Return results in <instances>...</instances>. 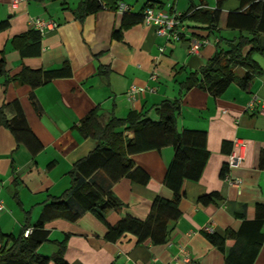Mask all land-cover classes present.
<instances>
[{
  "label": "crops",
  "instance_id": "obj_1",
  "mask_svg": "<svg viewBox=\"0 0 264 264\" xmlns=\"http://www.w3.org/2000/svg\"><path fill=\"white\" fill-rule=\"evenodd\" d=\"M84 1L28 0L11 9L8 0H0V23H8L0 32V58L6 71L5 78L0 77V111L10 120L19 109L41 146L32 155L0 124L1 232L16 236L26 213L29 223L35 224L48 197H58L69 188L68 173L74 163L97 146V141L82 137L77 130L90 111L97 109L104 120L111 115L125 119L130 113H146L157 121L154 109L161 102L179 100L176 129L204 132L208 158L199 178L182 184L180 215L168 224L167 242L138 243L130 234L109 240L106 233L107 225L113 227L124 218L145 220L156 197L172 199V190L164 185L173 157L171 147L130 158L137 171L133 178L124 177L109 189L118 206L106 212L105 223L90 213L75 222L49 221L45 224L48 240L37 253L51 257L63 243L66 264H171L182 252L188 255V264H264V117L256 113L257 103L247 109L252 97L264 100V55H251L257 74L244 89L232 83L219 97L198 87L179 94L180 84L207 63L219 40L218 47L224 52L228 42L252 37L250 31L226 27L228 14L246 7L241 0H223L213 31L185 20L177 27L182 33L180 41H174L157 36L142 21L122 29L118 10L103 8L82 15L80 3ZM200 1L203 8L216 9V0H118L117 4L125 6L130 15L147 3L181 15L199 7ZM32 17L51 21L56 29L41 36L38 57L21 58L12 40L33 30ZM114 32L120 34L119 39L113 37ZM256 37L264 49V34ZM201 38L206 43L196 54L188 53V41ZM65 63L70 77L39 88L32 89L14 77L22 68L54 70ZM236 74L242 77L244 70L237 69ZM131 88L142 89L133 100L127 96ZM234 139L245 144L242 164L230 170L231 178L240 181L238 187L222 178ZM202 196L212 201L203 205L199 202ZM205 233L220 237L231 233L236 241L220 251Z\"/></svg>",
  "mask_w": 264,
  "mask_h": 264
},
{
  "label": "trees",
  "instance_id": "obj_2",
  "mask_svg": "<svg viewBox=\"0 0 264 264\" xmlns=\"http://www.w3.org/2000/svg\"><path fill=\"white\" fill-rule=\"evenodd\" d=\"M222 2L223 0H216V9L210 11L203 8V1H200L199 7H191L181 14L179 22L181 24L188 20L203 25L208 32L213 31L218 25ZM117 3L118 0H85L80 3V8L82 15L94 14L103 8L117 12ZM160 6V4L147 3L136 15H130L128 10L124 11L121 28L125 29L140 23L146 8L163 9ZM241 6L246 8L241 7V10L228 14L226 27L250 31L252 37L240 36L237 40L228 42V50L224 52L218 47L219 40L214 54L207 63L197 73L189 74L180 84V95L198 87L212 97H219L232 83L238 84L243 89L246 88L249 81L257 74L251 55L253 53L264 55V49L258 45L256 37L257 34H264V0H241ZM7 27V22H1L0 32ZM113 37L119 39L120 34L114 32ZM40 40L41 35L37 31L30 30L15 37L12 45L21 58L38 57ZM245 48L247 50L244 53ZM237 69L244 70L242 77L236 74ZM100 74L105 76L107 71H101ZM5 75V62L0 58V77L5 78ZM70 76V67L65 63L54 70L22 68L14 77L35 89L53 80ZM4 83H7V79ZM154 112L158 116L157 121L150 120L146 113H130L125 119L111 115L104 120L97 109L90 111L80 121L77 130L82 137L97 141V146L86 157L74 163L68 173L69 188L58 197H48L42 205V211L35 224L29 223L27 217L29 213H26L25 223L16 236L4 235L0 230V264H66L62 258L63 243L59 244V250L51 257L37 253V249L48 240L45 224L58 218L75 222L84 213H90L105 223L106 212L118 206L110 196L109 189L124 177L133 178L137 171L134 170L130 158L136 154L171 147L173 157L166 170L164 185L172 190V199L156 197L145 220L124 218L113 227L107 225L106 233V238L109 240L130 234L138 243L147 240L153 244L166 243L168 224L175 222L180 215L178 202L182 193V184L185 180L196 181L199 178L207 161L208 152L204 146V132L177 131L179 100L163 101ZM0 124L13 134L16 141L24 144L32 155L40 150L39 142L28 129L24 115L19 109L10 120L5 119L0 111ZM211 198L202 196L199 202L206 205L212 201ZM26 229H30L31 233L23 237ZM205 237L220 251L224 250L226 243L233 244L236 241V236L231 233H226L223 237L205 233Z\"/></svg>",
  "mask_w": 264,
  "mask_h": 264
},
{
  "label": "built area",
  "instance_id": "obj_3",
  "mask_svg": "<svg viewBox=\"0 0 264 264\" xmlns=\"http://www.w3.org/2000/svg\"><path fill=\"white\" fill-rule=\"evenodd\" d=\"M11 9H17L20 4L28 2V0H8ZM127 8L123 5L118 6V11L123 13ZM180 14L174 12L164 11L158 7L146 8L143 11L142 22L144 25L152 26L155 29L157 36L165 37L166 39H172L174 41H180L182 33L177 29L180 26L179 22ZM29 25L37 31L41 36L47 30L56 29V24L51 21H46L38 17H32L29 19ZM205 40H190L188 41V53L196 54L200 47L205 44ZM151 80H155V76L151 75ZM142 89L131 88L127 92L128 99L133 100L137 93H141ZM257 103L256 113L259 116L264 117V100H257L255 97L250 99L247 105L248 110H252ZM233 150L228 156L225 172L223 173V180L232 186L238 187L240 184L239 180H233L230 176V170L238 168L244 160L245 144L240 139H234L232 141ZM4 210V205L0 201V211ZM31 230L26 229L23 233V237L30 235ZM190 259L184 252L180 256H177L171 264H188Z\"/></svg>",
  "mask_w": 264,
  "mask_h": 264
}]
</instances>
